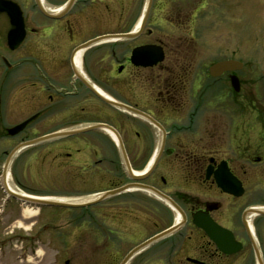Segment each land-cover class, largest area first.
Segmentation results:
<instances>
[{
	"label": "flooded vegetation",
	"instance_id": "af4514ba",
	"mask_svg": "<svg viewBox=\"0 0 264 264\" xmlns=\"http://www.w3.org/2000/svg\"><path fill=\"white\" fill-rule=\"evenodd\" d=\"M12 1L23 34L0 11V139L69 133L22 149L9 175L90 187L72 230L87 220L108 264H264V0ZM219 27L234 49L206 54Z\"/></svg>",
	"mask_w": 264,
	"mask_h": 264
},
{
	"label": "rangeland",
	"instance_id": "374dc122",
	"mask_svg": "<svg viewBox=\"0 0 264 264\" xmlns=\"http://www.w3.org/2000/svg\"><path fill=\"white\" fill-rule=\"evenodd\" d=\"M252 11L255 10L252 9ZM2 20L3 18H0V52L4 51L2 36L5 24ZM205 31L208 33L209 29ZM230 31L228 27L215 29V32L219 33V39L214 37V40L211 38L209 42H205L203 48L206 54L216 52L220 56H225V54L230 53L234 49V45L228 40ZM247 44L249 45L248 51H261L260 43ZM244 45L243 42L237 45V55L245 51ZM11 146L12 144L7 143L6 140L0 139L1 150L9 151ZM31 150H33L32 147L24 150L16 158L13 166L17 173L20 164ZM3 157V154L0 155V161ZM8 177L14 187L25 193L52 198H56V196L73 198L77 195H84L90 190V187L73 184L65 180H56L51 174L41 177L40 174L34 175L28 180H22L21 184L9 174ZM4 196L5 193L0 185V264H108V261L111 260L110 253L94 250L92 247L95 242V244L100 245V239L96 240L95 237L94 241L91 236L88 237L83 234L87 220L77 218L75 223L78 227L75 231L72 230L73 223L70 221L71 210L69 208L47 205L35 207L13 200H8L3 205ZM82 198L79 199L82 200ZM26 207H32L33 212H25ZM73 212L77 213L78 211L73 209ZM39 227L40 243L36 237ZM17 255H23V258L27 256L28 260L20 261Z\"/></svg>",
	"mask_w": 264,
	"mask_h": 264
},
{
	"label": "water",
	"instance_id": "95a60500",
	"mask_svg": "<svg viewBox=\"0 0 264 264\" xmlns=\"http://www.w3.org/2000/svg\"><path fill=\"white\" fill-rule=\"evenodd\" d=\"M0 11H7V13L10 14V16H11V13L16 14V17H17L18 21L14 20L13 22L17 25L16 30H17V36H19V37L17 38L16 41H14V43L18 42L20 40V38L22 37V34H23V31L21 32L22 16H21V13H20L18 5H16V3L12 2L11 0H0ZM8 38L11 41V34L10 33L8 34ZM14 43H10V46H12L11 44H14ZM233 62H234V60H221V61H218V62L212 64V66L210 67V72L212 74H219L222 71L231 68ZM231 79H232V83H234L235 76H231ZM108 102L112 103L114 105L116 104L114 101H112L110 99L108 100ZM22 126H23V124H21L19 127H22ZM15 130L16 129L12 128V129H9L8 131L9 132H14ZM67 133H69V131L53 132V133L47 134L45 136L38 137V138L31 139V140L25 141L23 143H20L19 145L14 147L11 150V152L8 154V157H7V160H6V164L8 163L9 159L11 158V156L14 155V153H16V151H18L20 148H22L24 146H28V145H32V144L38 143V142H40L42 140H46L48 138H52V137L59 136V135H62V134H67ZM142 176L143 175L136 176V177H142ZM8 192L11 195H13L14 197L20 199L23 202H27V203L46 204V205H64V206H74L75 205V204L68 203V202H62V201H59V200L43 199V198H37V197H29V196H23V195H20L18 193H14V192H11V191H8ZM99 197L101 198V196H99ZM99 197L97 199H100ZM258 212L264 214V210H258Z\"/></svg>",
	"mask_w": 264,
	"mask_h": 264
},
{
	"label": "bare ground",
	"instance_id": "6f19581e",
	"mask_svg": "<svg viewBox=\"0 0 264 264\" xmlns=\"http://www.w3.org/2000/svg\"><path fill=\"white\" fill-rule=\"evenodd\" d=\"M5 182H6V187L10 190V191H15V192H18V193H21L22 195H27L24 191L20 190V189H17L16 187L13 186V184L11 183V180L10 178L7 176L5 178ZM29 197H32V196H29ZM45 198H48L50 199V197H45ZM251 212H252V215L255 214L256 212H258V210H261V209H264V207H253L251 208ZM25 212H29V213H32L33 212V208L31 207H26V210Z\"/></svg>",
	"mask_w": 264,
	"mask_h": 264
}]
</instances>
